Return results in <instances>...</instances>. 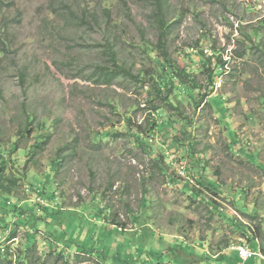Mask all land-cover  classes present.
Wrapping results in <instances>:
<instances>
[{
  "label": "rangeland",
  "instance_id": "obj_1",
  "mask_svg": "<svg viewBox=\"0 0 264 264\" xmlns=\"http://www.w3.org/2000/svg\"><path fill=\"white\" fill-rule=\"evenodd\" d=\"M164 2L173 60L195 62L204 87L203 64L214 63L216 52L228 72L215 79L209 106L195 108L184 92L192 129L172 112L169 125L141 145L128 126L134 133L150 117L164 120L148 110L150 86L124 77L109 85L98 74L116 65L135 75L153 71L146 43L160 36L154 0H128V13L118 0L96 12L91 0H2L0 152L11 154L6 174L17 182L11 196H0V210L21 207L6 233L0 227V264H21L30 237L31 264H243L235 253L241 245L259 251L248 264H264V0ZM85 10L99 22H81ZM242 32L254 43L236 59ZM118 130L125 133L113 135ZM175 159L186 165L184 176ZM43 187L46 194L37 195ZM190 188L199 196H189ZM244 226L256 240L243 235ZM70 241L103 254L77 251Z\"/></svg>",
  "mask_w": 264,
  "mask_h": 264
},
{
  "label": "trees",
  "instance_id": "obj_2",
  "mask_svg": "<svg viewBox=\"0 0 264 264\" xmlns=\"http://www.w3.org/2000/svg\"><path fill=\"white\" fill-rule=\"evenodd\" d=\"M111 0H91L92 3H94V7L92 8V11L96 12L97 8L100 7L103 2H110ZM120 2V4L123 6L124 10L128 13V11L130 12V7H129V3L128 0H118ZM133 1V0H131ZM2 0H0V5H1ZM155 2V6H156V11L157 13H160L161 11L164 10V6H165V2L164 0H154ZM91 10L89 12V14H87V10H85L84 12L87 14L85 16H81V18L79 19L81 22H86L88 20L92 21V23H96L97 21L99 22V20H95L93 18L96 17V14L93 13ZM106 13H111V9H105ZM88 15H91V18H89ZM158 15V14H157ZM87 23V22H86ZM90 23V22H89ZM158 23H159V30H160V36H159V40L156 44H152V43H146V47L150 50V52L152 53L151 55V59L154 63L153 66V71H148L146 69H142L140 70V72L138 74H134L130 69L124 67V66H120V65H116L115 69H106L101 68L100 69V73L98 74L99 79H101L105 84H109L111 85L112 82L114 81L115 78L118 77H124V78H133L134 80H136L137 82L141 83L143 86L145 85H149L150 86V91L149 93V104H150V108H148V110H150L152 112V116L154 115V117H156V115H159L160 118H163L164 120L159 123L156 118H152L150 117L147 124L145 126L142 125H138L136 126V131L133 133L131 130V127L125 130L127 133L132 134L133 136L135 135V139L137 142H139V144L144 145V141L149 140L150 137L153 135L155 129H157L158 127H167L169 125L171 116L169 115L172 112H175V114L182 118L183 121L187 122L188 121V125L189 128L192 129L193 126H191L193 124V121L191 120L189 122V119L186 118L183 114L184 109H183V101H184V92H186L189 95V99L190 101L193 102L194 107L195 108H201L205 105H211L210 102H208V99L214 94L215 90V79L221 75H225L228 71H227V61L223 59L222 56L218 55L217 52L216 54H214V59L215 62L213 63L212 60L213 58H208L206 60V62H204V67H207V72H209L207 79L209 80V84H207L206 87L203 86V83L199 80V73H202L201 70H198L195 68L194 65L193 66H185V67H181L180 65H178V63L173 60L172 56L169 55V52L167 50V42H168V37L170 36L171 33V28L174 25L173 23L168 22V17L163 15V13L161 12L160 15H158ZM260 28L264 27V24L262 26H259ZM260 28H256L254 30L255 35L258 37L260 34ZM3 32L1 33L0 31V42L3 43L2 46H0V48L2 49L0 51L1 52H5L7 50V45H6V49H5V39L3 38ZM242 35H244V39L241 43L243 49L242 51L237 54L235 56V51L232 52V57L236 58V59H243L246 55H247V51L252 49L253 47V39L250 37V35H246L244 32H242ZM250 43V44H247ZM260 50V48H259ZM208 64V66H206ZM127 123L128 125L131 124V118L127 119ZM28 124H31V121H28ZM27 128L24 129V131ZM125 131H121L118 130L116 132V134L113 135H120V134H124ZM189 133H192V131L190 130ZM105 138L104 135H98L96 137V139L100 142L102 141V139ZM48 141V136H44L42 138H38L36 140V144L33 146V151H32V156H35L38 154V149H43V147L46 145ZM177 142V140H175ZM17 149V145L14 146V148H12V151H15ZM30 152V151H29ZM22 156L23 155H29L25 150H22L21 152ZM10 156L11 154L8 151H3L2 153L0 152V189H2L3 195L0 196H11L13 191H14V187H16V179H13L12 177H9L6 174V169H7V165L10 162ZM59 161V160H58ZM160 170L165 173V169L163 167L160 168ZM53 170L51 171V173H49L47 175L48 179H50V177L53 176ZM195 178V176H194ZM200 178V177H199ZM201 179V178H200ZM196 180V179H195ZM174 184H176V182L173 180ZM201 183V182H200ZM208 187L207 189L209 191H211L214 195H218V188L215 184L208 182ZM35 193L37 195H41V193L44 195L46 194V190L45 187H43L42 192H40V190H37L36 188L34 189ZM189 191V196L192 195H197L199 196L198 191H195L194 189H188ZM53 193V192H52ZM51 193V194H52ZM8 202V200H6ZM51 201V200H50ZM205 201V199L203 200ZM207 202H209L208 200H206ZM18 204V201L15 204L10 203L9 205H6V209L3 210V212H1L0 210V227L2 229H4V233H6L8 231V228L6 226H8V217L11 214H16L17 215V209H20L21 206L16 205ZM1 206V205H0ZM1 208V207H0ZM1 213H5V214H1ZM59 214V212H57ZM19 215L22 213H18ZM246 216H249L248 213H244ZM251 218H255V217H259V216H250ZM63 227V226H62ZM107 229H111V230H118L116 228H111L110 226H106ZM143 228H147V227H143ZM245 228V226H244ZM33 229H36V226H33ZM245 232L243 233L244 236H247L248 239L252 240H256L257 236L255 234V232L253 230H251V227H246ZM11 238H15V232H11L10 233ZM9 235V236H10ZM67 237H70L69 235H67ZM256 239H255V238ZM31 239H28V243L26 246V249L24 250V252L19 255V261L21 264H31L29 261V257L30 254L29 252L32 250V243L35 241V239L33 237H30ZM70 244H72L71 247H75L77 249V251H80L78 249H85L86 251L88 250L89 254L90 253H95L94 251L97 252V254H100L103 252H99L97 250H95L94 248H88V247H84V244L81 245H77L74 242L70 241ZM71 249V248H70ZM63 253V252H62ZM5 254V249H3L2 247H0V257ZM69 254V253H67ZM101 254V256H102ZM106 254V253H104ZM63 257H65L66 259H68L67 255L64 253L62 254ZM226 255V254H224ZM4 257V256H3ZM208 257V256H207ZM239 257V256H238ZM201 258V257H200ZM240 258V257H239ZM2 259V258H0ZM65 259V261L67 262V260ZM183 261V260H182ZM241 261V260H240ZM247 260L245 263L243 264H248ZM172 264V262H170ZM158 264H165L164 262H159Z\"/></svg>",
  "mask_w": 264,
  "mask_h": 264
},
{
  "label": "built area",
  "instance_id": "obj_3",
  "mask_svg": "<svg viewBox=\"0 0 264 264\" xmlns=\"http://www.w3.org/2000/svg\"><path fill=\"white\" fill-rule=\"evenodd\" d=\"M174 161H175V164L177 165L176 169L178 171V174H180L181 176H184L186 174V169H187L186 165L179 162L178 159H175ZM237 250H238V254H239V257L242 263H245L253 255H256V256L258 255L257 253L255 254L254 252H252L247 245H241L237 248ZM262 259L264 260V257H262Z\"/></svg>",
  "mask_w": 264,
  "mask_h": 264
},
{
  "label": "crops",
  "instance_id": "obj_4",
  "mask_svg": "<svg viewBox=\"0 0 264 264\" xmlns=\"http://www.w3.org/2000/svg\"><path fill=\"white\" fill-rule=\"evenodd\" d=\"M258 252H259V251H254L255 254L258 253ZM235 253L238 254L236 251H235Z\"/></svg>",
  "mask_w": 264,
  "mask_h": 264
}]
</instances>
